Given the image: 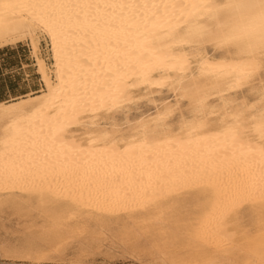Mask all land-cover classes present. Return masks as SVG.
I'll return each instance as SVG.
<instances>
[{
  "label": "bare ground",
  "instance_id": "6f19581e",
  "mask_svg": "<svg viewBox=\"0 0 264 264\" xmlns=\"http://www.w3.org/2000/svg\"><path fill=\"white\" fill-rule=\"evenodd\" d=\"M20 43L41 88L0 101L8 264H264V0H0Z\"/></svg>",
  "mask_w": 264,
  "mask_h": 264
},
{
  "label": "rangeland",
  "instance_id": "374dc122",
  "mask_svg": "<svg viewBox=\"0 0 264 264\" xmlns=\"http://www.w3.org/2000/svg\"><path fill=\"white\" fill-rule=\"evenodd\" d=\"M25 50L19 51L18 46ZM40 55L50 64L47 44L40 42ZM8 49L16 50L14 55L0 54V93L8 100L11 97L22 96L28 92L38 91L41 88L39 76L36 73L33 58L26 43H20ZM4 48V49H7ZM0 49V50H4ZM8 57L6 64L3 59ZM27 219L22 218L9 209L0 212V242H15L22 236ZM0 264H8L6 257L0 256ZM45 264H140L126 259L125 255L119 254L115 259L103 255L79 256L77 247L67 250L63 255L54 257Z\"/></svg>",
  "mask_w": 264,
  "mask_h": 264
},
{
  "label": "snow or ice",
  "instance_id": "6c2138e0",
  "mask_svg": "<svg viewBox=\"0 0 264 264\" xmlns=\"http://www.w3.org/2000/svg\"><path fill=\"white\" fill-rule=\"evenodd\" d=\"M199 3H201L202 5H204L205 7H208L210 5V0H199ZM120 8H127L129 10H132V9H135L137 8V5L134 4V3H128V4H121L119 5ZM141 8H144V9H147L148 5H140ZM152 7H156V5H152ZM178 26V24H177ZM184 41H181V44H183ZM190 46V45H189ZM161 59H163V57H161ZM163 70V69H161ZM156 86H159V85H156ZM132 87H134V85H132ZM243 87V85H242ZM236 91H239V89H236ZM253 94H255V90H253ZM261 96L264 97V91H261ZM254 107V106H253ZM259 116L261 119H264V99H261L260 100V105H259ZM256 118V112H255V109L253 110V115L252 116H247L246 115V109L245 110H242L238 116L234 117L233 119H236L238 120L239 122V127H240V130H241V135H244L246 134V129L244 128V121L245 120H248V119H252L254 120ZM231 125L230 124H222L221 125V128H220V131L223 132L225 130H227L228 128H230ZM63 131V130H61ZM260 141L262 144H264V135H262L260 137Z\"/></svg>",
  "mask_w": 264,
  "mask_h": 264
},
{
  "label": "trees",
  "instance_id": "16d2710c",
  "mask_svg": "<svg viewBox=\"0 0 264 264\" xmlns=\"http://www.w3.org/2000/svg\"><path fill=\"white\" fill-rule=\"evenodd\" d=\"M18 50L19 51H23V50H25L24 49V47H21V45H19L18 46ZM3 53H6L7 55H14L15 53H16V50H14V49H4V50H0V54L2 55ZM8 57H6V58H4L3 59V61H4V63L3 64H6L7 63V61H8ZM1 74V73H0ZM4 100H8V98H6L5 96H3V94L2 93H0V101H4Z\"/></svg>",
  "mask_w": 264,
  "mask_h": 264
}]
</instances>
